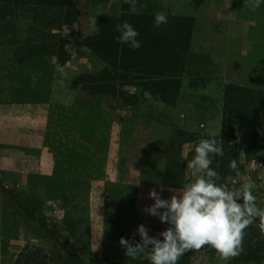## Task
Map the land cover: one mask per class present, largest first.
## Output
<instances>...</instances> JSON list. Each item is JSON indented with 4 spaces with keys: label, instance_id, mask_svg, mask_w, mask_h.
<instances>
[{
    "label": "rangeland",
    "instance_id": "374dc122",
    "mask_svg": "<svg viewBox=\"0 0 264 264\" xmlns=\"http://www.w3.org/2000/svg\"><path fill=\"white\" fill-rule=\"evenodd\" d=\"M72 1L78 11L77 20L72 24L57 25L58 27L53 30L56 36L51 38L52 41L57 38L58 45L56 48L62 53V58L68 57L69 59L64 64L57 62L61 66L58 71L60 77L58 90L62 92L60 97H63L65 93L66 99L69 101H72V97L74 99L75 96L72 95L78 92L75 86L79 76L92 74L94 78L106 79L110 83L109 95L94 96L88 90H83L84 96L89 100L86 105L89 104V108L92 109L89 115L92 116V121L96 122L97 127L95 130L101 140H80L81 145L79 147L75 146V152L71 154L75 160L72 161L73 169L78 170L77 166L87 169L91 165V160L92 162L97 160L96 167L101 172L106 163L105 155L107 154L108 145L113 141L107 140L111 130V132H116V135L117 133L121 134L124 148L125 144L128 146L125 150L128 157L133 154V156L137 155L138 159L142 155L140 151L142 142L151 140L154 152H148L149 159L152 162H167L165 171L167 170L168 180L173 178L181 180L184 185L193 182L195 177L191 175L192 170L187 167L188 162L194 157V149L201 140L211 139L214 136L209 135L221 130L223 112L229 101L228 94L225 93L226 90L230 91L227 88L231 84H238L264 92V45L256 50L251 49L252 41L250 39L252 35L244 31L240 33L241 25L234 21V28L237 31H233L231 34L214 32L213 39L216 50L210 49L212 53L210 52L207 55L190 53V39L187 38L189 36L187 33H190L187 32L189 23L185 20L175 19L174 12L181 13L185 6L196 4L201 7V10L204 7L207 8L206 11L210 15L216 8L224 6L225 8L233 7V10L243 8L244 10L239 12H245L246 17H249L248 15L251 12L247 10L250 8L248 2L244 3V1L239 0H228L227 2L225 0H173L171 1L172 4L168 3L173 10H169L165 6V0H138L141 7H148L155 10L156 13L164 12L167 15L168 22L159 27L162 32L168 31L169 34L172 33L173 35L176 28L183 27L188 35L177 34V38L170 35L171 39L176 41L178 61H180L174 68L178 69L185 64L187 71H184L180 76L181 82L174 83L177 90L172 93V97H175L174 100L171 99L169 103H166L162 101L155 102L152 98L143 94V89L139 84H144V80L134 82L132 88H137V93L133 96L129 91L134 89L125 86V84H132L130 79L123 78L125 71L112 72L111 70L110 78L108 76L109 71L104 70L107 67L105 56L96 54L88 46V42H90L88 38L99 32L100 18L106 15L116 16L121 14L123 2L121 0ZM261 8L263 10L264 5H261ZM20 12L19 15L14 17L15 21H12L14 22L12 24L17 23L20 28L26 29L30 21L21 17L23 14L27 15V13ZM258 12L263 13L261 10ZM156 13L151 15L153 20ZM209 19L212 20L213 17ZM257 31H262V29L258 27ZM12 34L16 38H24L25 36L24 33L21 36L14 32ZM199 34L201 35V33H198V36H200ZM2 36L3 39L9 40L6 34ZM170 37L168 38L170 39ZM223 43H226V45L222 46ZM52 46L53 44L50 43L49 47ZM60 46L64 50L60 49ZM20 48L23 49L21 50L23 52H33L37 49V47L28 46H21ZM152 82L149 81V87H155L156 89ZM79 101L81 102L80 99ZM248 102L242 98L235 105H243ZM162 105L167 106L166 109L161 107ZM128 106L133 109L131 110ZM139 112L142 113L143 118L139 116ZM228 115L230 122H233L234 125V130H229V132L234 134L235 140H217V143L222 146L223 156L210 154L212 160L210 167L218 173V178L213 179L215 183L225 185L230 191H242L245 182H252L255 185L253 194L257 197L256 206L259 209H264V119L256 124V140H250V132L245 128L248 120L241 124L230 112H228ZM135 116L138 122H136ZM238 116H241L240 112ZM84 131L85 137H92L94 132L93 127H86L81 130L82 133ZM68 141L71 144V141ZM89 141H91V144H89ZM72 149L73 147L69 148L70 151ZM88 156L90 161L87 160ZM223 157L228 158L229 162L232 160L237 161V170H231L223 175L219 169ZM82 180L87 182L88 179L86 176H82ZM45 189L46 193L43 194L49 199V202L54 204L56 199L63 200L65 213L62 225L50 223L47 213L44 216L39 215L43 205L44 196H41L42 193L15 194L10 189L0 188V201L4 206L10 202L9 198L14 197V205L6 210L12 214L20 212L18 217L21 219V223H19V220L17 223L14 220V224L1 228L0 264H13L20 250L27 244L30 246H44L50 254H53L63 264H112L113 262H117L115 264H151L148 259L151 245L147 246L145 251L135 260L125 256L124 248L119 249L116 253L112 251L113 255L105 258L92 251L89 245L87 225L83 222L76 225L77 222L72 221V218H75L72 214L77 206V194L79 192L76 191L70 179L67 177L61 178L59 183L52 180ZM19 195L27 198L30 203L27 206L26 201L24 202V210L16 206L15 201L17 199L15 197ZM237 203L242 204L243 200H237ZM49 207L51 206L49 205ZM0 209L3 217L5 209ZM33 212L38 217L33 216ZM48 214L54 215V213ZM75 216L77 217V214ZM65 220L69 222L67 223ZM32 221L34 224H32ZM259 223L260 219L256 217L254 224L245 229L243 251L238 257L224 260L214 248L205 245L198 251L185 253L178 264H264V253L259 251V248L264 244V234L261 233L258 227ZM73 224L75 229H72ZM17 234L19 235L18 238ZM130 244H133V242ZM250 250H252V256L258 252V258L249 256ZM243 256L245 257L243 258Z\"/></svg>",
    "mask_w": 264,
    "mask_h": 264
},
{
    "label": "crops",
    "instance_id": "0c3cea01",
    "mask_svg": "<svg viewBox=\"0 0 264 264\" xmlns=\"http://www.w3.org/2000/svg\"><path fill=\"white\" fill-rule=\"evenodd\" d=\"M171 1L173 0H165V6L169 10H173L172 6L168 5V3L172 4ZM239 1L248 2V0ZM230 4L232 5V2ZM260 7L255 10L248 8L247 10L251 12L249 17H246L245 12H239L243 11V8L233 10V7L224 6L216 8L210 15L206 11L207 8L201 10L196 4L185 6L181 13H174L195 18L189 42L190 53L207 55L212 53L210 49L216 50L214 32L231 34L237 31L234 28L235 22L241 25L240 33L244 31L252 35L251 49L256 50L264 45V9ZM260 10L263 13L258 12ZM210 17L213 19L210 20ZM258 27L262 31H257ZM198 33L201 35L198 36ZM225 45L226 43L222 44ZM60 68L55 57L33 61L30 59L18 63L12 58L2 57L0 52V188L2 189L25 194L46 193L45 187L52 180L59 183L61 178L66 177L62 173L58 174L59 160L64 152L61 147L63 140H71L73 147L72 151L67 150V155L75 152V146L81 145L80 140H101L95 130L96 122L91 120L90 115H85L86 108H90L79 105L80 103L76 104L84 97L82 95L84 83L81 76L75 86L78 92L72 95L75 96L74 99L72 97V101H69L65 98V93L60 97L62 93L58 90ZM125 86L134 89L129 91L131 94L137 93V88H132L134 85L125 84ZM143 94L155 102L162 101L150 90H143ZM128 107L133 109L131 106ZM161 107L166 109L167 106ZM141 114L139 112V116L143 118ZM135 119L138 122L136 116ZM70 122L73 127L69 126ZM86 127H93L92 137H85V131L81 132ZM112 132L110 130L107 140L113 141L108 145L106 163L101 172L98 171L94 160L93 167L88 171L84 169L82 173V170H78L76 179L79 183L74 185L79 194H77V206L72 214L75 218H72V221L77 222L76 225L81 222L87 225L90 248L103 258L112 256V251L116 253L122 248L119 243L121 237L133 244L140 242L137 229L141 224L145 226L150 237L163 240L160 233L170 225L161 222L158 216H153L145 210L154 203L148 197V192L155 189L161 198L170 199L174 195L178 196L184 189L163 184L167 162H152L149 159L148 152H154L151 140L142 142L140 148L142 155L137 159V155L131 154L128 157L125 154L128 146L125 144L124 148L121 134L116 135V132ZM221 132L222 127L215 134L208 135L220 136ZM65 157L63 156L62 159ZM82 176L87 177V182L82 180ZM41 196L44 197L40 215L44 216L47 213L50 223L62 225L65 213L63 200L56 199L53 204L45 194ZM3 206L0 201V208L7 209ZM3 222L0 213V249ZM18 236L17 234V238Z\"/></svg>",
    "mask_w": 264,
    "mask_h": 264
},
{
    "label": "trees",
    "instance_id": "16d2710c",
    "mask_svg": "<svg viewBox=\"0 0 264 264\" xmlns=\"http://www.w3.org/2000/svg\"><path fill=\"white\" fill-rule=\"evenodd\" d=\"M121 1L123 2L121 14L116 16L106 15L101 17L99 20V32H96V34H93L88 38L90 39L88 46L91 47L96 54L105 56L107 60V67L104 68V70L109 71L108 76L110 78L113 71H125L123 78L130 79V82L132 83L131 85H134V82L137 80H140V82L144 80V84H139L143 90H150L155 97L169 103L171 99L174 100L175 98L172 97V93L177 91L174 87V83L181 82L180 76L184 71H187V66H185V64L181 65L178 69L174 68L180 62L178 61L176 41L171 39L170 35H172V33L169 34L168 31L162 32L159 27H155L154 20L151 18V15L156 13L155 10L149 9L148 7H141L138 2L136 6L139 11L137 13H133L130 10L129 5L125 3L124 0ZM20 11H22V13H27V15L23 14L21 17L30 21V24L26 29L20 28L17 23L12 24L14 23L12 21H15L14 17L19 15L18 13H21ZM77 18L78 11L75 9V5L72 0H0L1 56L12 58L18 63H22L23 61L30 59L33 61L34 59L41 60V58L55 57L57 62L64 64L69 59L68 57L62 58V53L58 50V48H56L58 45L57 38L53 39V41L51 40V38L56 36L53 30L58 27L57 25L74 23ZM174 18L179 21L185 20V22L189 23L187 25V32L189 31L190 33H187L189 35L188 36L185 33L184 28L179 27L176 28V32L173 31L172 37L174 36L177 38V34H186L188 36L186 37L189 40V37H191V27H193L195 23V18L188 15L175 14ZM125 21L130 23L139 31L140 35L138 39L141 41V47L139 49L133 50L126 44H122L117 41V37L120 33L117 32L116 25L122 24ZM13 32L18 34V36H21V34L24 33L25 36L24 38H16V36L12 34ZM2 33L6 34L9 38L8 41L3 39L2 35L4 34ZM168 37H170V39ZM50 43L53 44L51 48L49 47ZM21 46H28L32 48L37 47V49L33 52H23L21 51L23 50L20 48ZM59 48L64 50L61 46ZM111 70L112 72H110ZM86 76H88L87 79ZM86 76L81 77V80L84 83L82 87L84 91L88 90L94 96H105L110 94L109 81L106 79L94 78L92 74ZM149 81L150 83L153 81L152 84L156 86V89L155 87H149ZM227 89L230 90L225 91L226 95L228 94L229 101L227 102V107H225L223 112L221 136H214L211 139L235 140L234 134H230L229 132V130H234L233 122H230L229 120L228 112H230L241 124L245 122V120H248L245 128H247L250 132V140H256V124L264 119V92L253 87L238 84H231ZM227 92H230L231 94ZM82 95L84 96L83 93ZM242 98H244L246 102H248L247 100L251 102L236 106L235 104ZM87 102H89V100H87L84 96L83 99L81 98V102H76V104L80 103L79 105L89 107V104L86 105ZM91 110L92 109L86 108L85 115H89ZM239 112L241 113V116H238ZM90 118L92 120V116ZM71 122L69 123V126L73 127ZM61 145L64 151L61 157H66L59 160L58 170L60 173L58 174L62 173L63 176L69 178L74 186L79 183L76 179L78 170H82L83 173L84 168L82 166H77L78 170L73 169L74 165L72 164V161L75 160L72 158L71 154L67 155V150H69L72 145L68 140H63ZM87 160L90 161L89 156ZM96 163L97 160H95V165ZM228 164V158L223 157L222 164L219 168L223 175H226L227 172L232 170L228 167ZM91 167H93L92 160L91 165H89V168H87L86 171H88ZM163 184L165 186L175 188L185 187L181 180H175L174 178L168 180L167 170H164ZM13 192L15 194H23V192ZM15 198L17 199V201H15L16 206L19 207V209H25V201L27 206L30 205L27 198H24L23 196L19 195ZM8 200L10 202L6 204V208L14 205V197L9 198ZM27 210L30 211L29 209ZM4 211V222L2 224L3 228L8 227L10 224H14V220L16 223L18 220L19 223H21V219L18 217L20 212L12 214L6 209ZM32 215L38 217V215L34 212ZM65 221L67 223L69 222L68 220ZM74 226L75 225L73 224V227ZM73 227L72 229H75V227ZM251 251L252 250L249 251V256H252ZM259 251L264 253V244L259 248ZM51 255L53 254H50L44 246H30L27 244L22 250H20L18 257L15 259L13 264H63L58 258ZM244 257L245 256H243V258ZM252 257L258 258V252H256V254ZM115 263L117 262H113L112 264Z\"/></svg>",
    "mask_w": 264,
    "mask_h": 264
},
{
    "label": "clouds",
    "instance_id": "9594fccd",
    "mask_svg": "<svg viewBox=\"0 0 264 264\" xmlns=\"http://www.w3.org/2000/svg\"><path fill=\"white\" fill-rule=\"evenodd\" d=\"M133 13H137L138 0H124ZM255 10L264 5V0H248ZM168 22L164 12H157L154 17L155 27ZM120 35L117 41L136 50L141 47L140 33L127 21L116 25ZM194 157L188 162V169L195 177L185 185L183 191L170 199H163L155 189L148 192L154 203L145 210L158 216L161 222L170 225L160 235L163 240L150 237L143 224L138 226L140 242L130 244L123 237L119 243L125 249V256L135 260L151 245L148 256L151 264H178L185 253L198 251L205 245L214 248L224 260L238 257L243 251L245 229L253 225L259 217L258 225L264 234V209L256 206L257 197L253 194L255 185L245 182L243 190L230 191L225 185H218L213 178H218L216 170L210 167V154L223 156L222 146L216 139H203L196 145ZM228 167L237 170V161L229 162ZM243 203H237V200Z\"/></svg>",
    "mask_w": 264,
    "mask_h": 264
}]
</instances>
